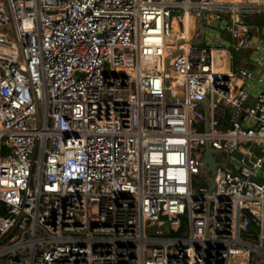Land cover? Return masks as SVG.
Instances as JSON below:
<instances>
[{"label":"built area","instance_id":"built-area-1","mask_svg":"<svg viewBox=\"0 0 264 264\" xmlns=\"http://www.w3.org/2000/svg\"><path fill=\"white\" fill-rule=\"evenodd\" d=\"M261 13L0 0V264L264 263V65L235 58Z\"/></svg>","mask_w":264,"mask_h":264},{"label":"crops","instance_id":"crops-1","mask_svg":"<svg viewBox=\"0 0 264 264\" xmlns=\"http://www.w3.org/2000/svg\"><path fill=\"white\" fill-rule=\"evenodd\" d=\"M258 25V24H257ZM260 28V33L258 37V42L260 47H243L239 51H236L235 58L236 60H240V65L245 67H256L259 62H256L254 59V54L256 52H264V40L262 39V27L258 25ZM225 30H218V34L221 35V42L223 44H228L230 42V34L227 31V34L229 35L228 38L226 37V34L224 33Z\"/></svg>","mask_w":264,"mask_h":264},{"label":"rangeland","instance_id":"rangeland-1","mask_svg":"<svg viewBox=\"0 0 264 264\" xmlns=\"http://www.w3.org/2000/svg\"><path fill=\"white\" fill-rule=\"evenodd\" d=\"M191 20L196 21V17L195 16H191ZM203 26L207 29V31H211V30L213 31V33L211 35L212 37H215L218 34V30L213 29V27L211 26V23H210L209 20L204 21L203 22ZM227 31L228 30H225L224 33L226 34V37L228 38L229 35L227 34ZM207 34H208V32H207ZM262 39L264 40V26L262 27ZM202 43L203 44H208L209 40L206 39ZM218 158L223 160V161L227 160V156L226 155H219ZM206 183L205 182L203 183L200 180L195 181V183H194V191L195 192H199L201 187H207ZM35 185H36V181H35V178H34L32 186L35 187ZM159 230H160V227H159L158 224H152L151 222H148L147 231H148L149 234L158 235ZM174 233H175V231H172V232L166 231L165 232V234H174Z\"/></svg>","mask_w":264,"mask_h":264},{"label":"water","instance_id":"water-1","mask_svg":"<svg viewBox=\"0 0 264 264\" xmlns=\"http://www.w3.org/2000/svg\"><path fill=\"white\" fill-rule=\"evenodd\" d=\"M201 17L204 18L205 17V12L203 11L201 13ZM228 24V20H222L220 21L219 19H215L212 22V27L213 28H220L221 30H225L226 25ZM214 154H216L215 152H213L212 150H207L205 153V159H204V165L209 167L212 171V174H215L216 172V166H217V162L215 160ZM213 187V185H212ZM183 218L186 220V216H183ZM169 225V223H168ZM264 264V263H261Z\"/></svg>","mask_w":264,"mask_h":264},{"label":"trees","instance_id":"trees-1","mask_svg":"<svg viewBox=\"0 0 264 264\" xmlns=\"http://www.w3.org/2000/svg\"><path fill=\"white\" fill-rule=\"evenodd\" d=\"M246 21L249 23L258 24L261 27H263L264 26V13L246 17ZM226 125H229V122H227Z\"/></svg>","mask_w":264,"mask_h":264},{"label":"bare ground","instance_id":"bare-ground-1","mask_svg":"<svg viewBox=\"0 0 264 264\" xmlns=\"http://www.w3.org/2000/svg\"><path fill=\"white\" fill-rule=\"evenodd\" d=\"M254 59L256 62H259L264 65V52H256L254 54Z\"/></svg>","mask_w":264,"mask_h":264}]
</instances>
